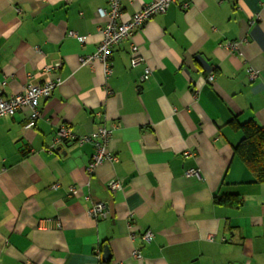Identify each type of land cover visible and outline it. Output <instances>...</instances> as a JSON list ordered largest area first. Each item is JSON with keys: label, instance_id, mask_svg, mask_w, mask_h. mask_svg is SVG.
Masks as SVG:
<instances>
[{"label": "crops", "instance_id": "0c3cea01", "mask_svg": "<svg viewBox=\"0 0 264 264\" xmlns=\"http://www.w3.org/2000/svg\"><path fill=\"white\" fill-rule=\"evenodd\" d=\"M120 1L128 20L154 0ZM108 7L0 0L3 96L62 82L34 128L27 108L0 119V264H264V183L237 156L234 127L264 129L263 0L171 4L133 38L147 81L130 40L113 48L110 75L85 62ZM63 125L77 137L111 130L117 161L91 172L94 145L57 142ZM94 202L109 205L105 220L89 214Z\"/></svg>", "mask_w": 264, "mask_h": 264}, {"label": "built area", "instance_id": "2783aa9c", "mask_svg": "<svg viewBox=\"0 0 264 264\" xmlns=\"http://www.w3.org/2000/svg\"><path fill=\"white\" fill-rule=\"evenodd\" d=\"M178 0H154L145 5L143 8L135 12L128 20H123V7L120 0H108L109 7L107 9H101L100 13L106 20V24L102 27L101 33L103 34V40L100 43L97 52L94 56L88 58L85 62L91 63L94 59H98L103 63L106 70V75H110L113 71L110 56L115 46L119 45L124 40L131 41V63L133 67L144 66L141 79L147 81L152 76L151 68L146 65L145 58L140 53L139 46L134 43L133 38L136 32L141 29L144 24L151 18L157 15L167 13L171 4ZM264 2V0H263ZM188 7V4H185ZM237 43H229L228 47L232 50L236 49ZM57 66H60L57 65ZM251 77L254 78L256 74L250 71ZM210 81L214 80V76L209 77ZM4 80L0 77V119L7 116H14L22 109H29L30 118L25 125L26 129H32L35 127L37 120L41 117L40 101L49 99L53 91L61 85V81H48L41 85H29L25 88L24 92L17 93L9 98L3 96L2 88ZM112 136V131L107 128H101L96 133H90L85 136L77 137L67 125L61 126L57 136V142L64 141H77L79 144L91 143L95 147V153L90 161L89 170L93 172L95 168L101 165L104 161H117L115 154L109 152V141ZM196 171H189L187 174H191ZM122 187L120 180H111L108 184V188L112 193L117 192ZM75 191V189H72ZM89 214L97 221H103L107 218L109 213V205L104 202H94L89 209ZM143 239L146 242H151L154 239V233L148 230L144 233ZM132 257L136 260L142 258L140 250H134Z\"/></svg>", "mask_w": 264, "mask_h": 264}, {"label": "trees", "instance_id": "16d2710c", "mask_svg": "<svg viewBox=\"0 0 264 264\" xmlns=\"http://www.w3.org/2000/svg\"><path fill=\"white\" fill-rule=\"evenodd\" d=\"M234 127L244 134L236 148L237 156L251 168L255 182L264 183V129L253 121Z\"/></svg>", "mask_w": 264, "mask_h": 264}, {"label": "water", "instance_id": "95a60500", "mask_svg": "<svg viewBox=\"0 0 264 264\" xmlns=\"http://www.w3.org/2000/svg\"><path fill=\"white\" fill-rule=\"evenodd\" d=\"M106 253H107V255L109 256V253H108V251H107Z\"/></svg>", "mask_w": 264, "mask_h": 264}]
</instances>
